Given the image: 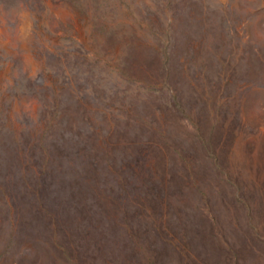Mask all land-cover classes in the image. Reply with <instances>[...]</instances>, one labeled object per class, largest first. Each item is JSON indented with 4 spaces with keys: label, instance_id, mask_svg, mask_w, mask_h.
Here are the masks:
<instances>
[{
    "label": "rangeland",
    "instance_id": "1",
    "mask_svg": "<svg viewBox=\"0 0 264 264\" xmlns=\"http://www.w3.org/2000/svg\"><path fill=\"white\" fill-rule=\"evenodd\" d=\"M196 262L264 264V0H0V264Z\"/></svg>",
    "mask_w": 264,
    "mask_h": 264
},
{
    "label": "trees",
    "instance_id": "2",
    "mask_svg": "<svg viewBox=\"0 0 264 264\" xmlns=\"http://www.w3.org/2000/svg\"><path fill=\"white\" fill-rule=\"evenodd\" d=\"M152 213H154V211H152ZM152 213H150V212H148V214H152ZM192 257V256H191ZM193 258V257H192ZM194 259V258H193ZM196 264H198L197 262H196Z\"/></svg>",
    "mask_w": 264,
    "mask_h": 264
}]
</instances>
